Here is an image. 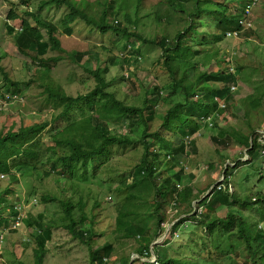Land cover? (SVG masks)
Returning <instances> with one entry per match:
<instances>
[{"label":"trees","instance_id":"trees-1","mask_svg":"<svg viewBox=\"0 0 264 264\" xmlns=\"http://www.w3.org/2000/svg\"><path fill=\"white\" fill-rule=\"evenodd\" d=\"M20 2L24 10L19 14L9 8L4 29L11 36L17 52L29 60L30 65L24 70L27 90L36 89L41 103L38 105L40 107L35 108V113L48 108L55 112L54 119L61 117L67 123L50 130L51 144L42 149L38 146L43 144L40 138L46 131L45 123L24 126V120H18L19 126L15 130V118L10 117L11 124L7 129L0 125V175H7L9 181L15 182L16 170L26 169L25 173L30 172L36 178H45L54 173L63 178L67 175L76 186V181H85L90 176L97 184L108 187L110 180L105 176L111 173V162L117 153L129 148L141 149L137 163L129 170L130 174L119 181L125 187L122 190H127V200L118 206L114 223L109 226L113 227L116 238H133L139 244L135 253L146 258L150 255L152 239L162 232L165 197L175 205L183 202L188 205L191 197L188 186L179 189V185H182L181 169L175 175L163 177L164 170L159 171L162 162L167 160L166 165L171 170L177 163L173 160L187 153L186 139L194 137L200 130H217L215 135L209 137L214 145L224 149H245L249 160H235L231 167L227 165L223 173L225 187L218 182L202 199L200 212L177 220L165 239L170 243L180 229L200 226L205 233L201 248L206 250L209 245L212 246V250L204 252L203 262L209 260L207 264H219L223 259H231L234 264H264V172L253 170L248 174L243 171V182L251 175L252 187L258 186L252 196L240 197L235 189L228 192L229 183L226 181L228 173H231L228 171L230 168L237 170L245 165L257 167L260 163L262 169L264 146L259 144L256 127L251 122H255L252 114L258 112L263 118L260 122L264 123V112L260 111L264 84L257 79V69L245 68L233 60L229 65L230 61L227 62L224 57L221 61L217 47L228 37V33L235 32L239 36L240 32L244 34L252 30H243L242 21L248 19L247 14L251 15L258 4L264 7L263 1L39 0V11L49 5L64 9L57 23L30 10L27 0ZM228 3L233 6L230 7ZM245 8L247 12H244ZM77 25L88 32V37L98 41L99 50H104L106 45L104 60L111 66L116 63L125 73L107 81L108 65L87 69L91 87L85 93L71 96L52 79L51 71L63 60V50L57 36H71L77 31ZM151 25L155 27V32L150 37L148 31ZM245 36H254V32H248ZM230 37L233 38L232 35ZM247 38L244 37L245 40ZM139 46L157 50L150 67L139 64L143 60ZM63 55L76 66L84 56L77 51ZM222 62L224 66H216L214 71H210L212 63L220 65ZM260 63L264 67V63ZM31 66L35 69H30ZM0 80V88L4 92L20 94L21 82L8 77L1 56ZM144 80H147L146 84ZM124 83L129 88L133 84L130 90L135 94L140 90L143 92L140 105L130 103L127 94L121 93ZM237 83L250 90V94L237 101L244 126L219 128L217 118L229 112L231 103H234L232 96L235 91L232 88H236ZM215 84L220 86L216 87ZM160 105L165 107L163 114L157 113ZM0 114L10 116L8 111H0ZM57 148L60 152L56 151ZM48 152L55 157H49ZM218 156L222 160L227 158L219 152ZM47 162H50L49 169L42 170L39 175L38 167L47 165ZM86 162L90 164V174L83 172L72 178L74 172L79 171L78 168ZM9 191L7 187L3 188L0 200H4L2 195ZM59 203L63 208V229L87 244L91 263L103 264L102 256L109 255L113 246L112 243L103 242L101 246L93 248L92 243L98 236L92 229L96 219L93 216L87 218L80 206L78 220H75L71 214L74 206L69 201ZM146 208L152 209L154 219L151 224L142 225L145 214L141 213L138 218L137 211ZM221 209L226 210L224 218L216 215V211ZM7 210V206H2L0 216ZM244 210H248L252 216H244ZM87 221L92 228L80 229ZM29 224L38 228L43 225L38 221ZM44 227L35 238L33 264H42L44 244L51 239V226ZM120 231L123 233L118 236ZM104 233H99V237ZM239 252H242V256ZM155 256L158 264H196L192 261L203 256V252L199 251L192 261L185 263L162 259L160 252ZM232 257L240 262L236 263L237 260ZM136 263L142 264L140 259L133 260V264ZM121 264H128V257H123Z\"/></svg>","mask_w":264,"mask_h":264},{"label":"rangeland","instance_id":"rangeland-1","mask_svg":"<svg viewBox=\"0 0 264 264\" xmlns=\"http://www.w3.org/2000/svg\"><path fill=\"white\" fill-rule=\"evenodd\" d=\"M147 1L156 2V0ZM262 1L264 3V0ZM38 2L39 0H27L29 9L39 12L55 23H57L64 14V9H56L52 5L46 6L39 11L37 8ZM228 4L230 7L233 6L231 3ZM9 8L15 9L19 14L24 10L20 0H0V56L3 58L2 64L4 70L8 72V77L21 82V94L25 97H22L23 103H13L14 101H12L9 104L7 111L10 116H2L0 114V121L3 122L0 125L7 129L11 124L10 117L15 118V130H17L19 126L18 120H24V126L45 123L44 127L46 131L42 138H40L43 144L38 146L39 148L45 149L51 144L49 138L50 130L54 126L64 125L67 121L61 117L54 119L55 112H52V110L48 108H43L39 113H35V108L40 107L38 105H41V103L36 94V89L27 91V78L24 76V70L30 65L29 60L17 53L15 47L11 43V36H8L3 29V24L6 20L5 18ZM244 12H247L246 8ZM250 20H253L251 24L252 30L240 34L238 38L228 36L217 45L218 52L221 55L219 59L223 61V57L224 59L232 57L231 61H237L245 68L251 67L257 69L259 72V78L257 79L264 84V67L260 63H264V7L258 4L251 12ZM76 30L77 31L71 36H57L60 41V48L63 50V60L51 71L52 79L63 88L66 94L71 96L85 93L91 87V79H88L86 75L87 69L94 70L96 67H102L105 64L108 65L109 72L106 75L107 81L112 77H117L125 73V70L116 66V63L115 66H111L104 60L107 53L106 45L104 50H99L98 41L94 40L92 37H88V32H86L84 28L82 29L80 25H77ZM251 31L254 32V36H245L246 33ZM154 32L155 27L151 25L148 36L151 37ZM170 35L173 34L170 33ZM244 37H248L247 40H245ZM72 51L84 54L77 66L70 63L63 55ZM140 52L143 60L139 64L150 67L151 62L157 56V50L155 48L143 46L140 47ZM55 55L56 54H49L48 56ZM216 66H224V62L220 65L212 63L209 66V68H211L210 71H214ZM30 69L34 70L35 67L31 66ZM143 82L146 84L147 80ZM210 84L212 85L213 83ZM215 86L219 87L220 85L217 86L215 84ZM130 88H133V84L130 85ZM130 88L124 83L121 93L127 94V100L130 103L140 105L143 92L140 90L138 94H135ZM232 90L235 91L232 96L234 98V103H231L229 112H225L218 116L219 128L244 126V120L237 101L250 94V90L240 83H237L236 88H232ZM0 92H3L2 87L0 88ZM156 110L157 113L163 114L165 107L160 105ZM260 111L264 112V100ZM33 112L35 113L34 115H32ZM252 116L255 120V122H251L252 126L256 127L258 133H261L260 129L264 130V123L260 122L263 120L262 114L255 112ZM204 131L200 130L194 137L185 140L187 153L178 160H173L177 163L171 170H168L169 166L166 165L167 160L162 162L163 165H161L159 171L164 170L163 177L174 175L181 169L182 185H179V189L187 186L191 189V197L189 198L191 202L190 205L184 202L175 205L174 202L171 203L167 197H165V205L162 208L165 218L163 224H161L162 232L152 239L149 245L151 248L149 250L150 255L148 258H144L146 262L144 259L141 260L142 264H152V261H154V254H157V252H160L162 259L170 258L174 261L178 260L181 263H185L187 260L192 261L199 251H202L203 256L193 260L192 263L207 264L210 262L209 260L206 262L202 260L204 252L212 250L211 245H209V248L206 250L201 248L205 235L204 228L194 225L193 228H182L178 233H175L170 243H167L165 239L167 232L172 230L173 227H171V224H173L175 220H180L182 218L187 219L191 216L190 214L197 213L198 211L200 212L202 199L212 190L216 183L220 182L223 170L227 165L231 167L235 160L240 162L248 161V157H244L245 149L240 151L237 147H229L226 149L219 148L209 139L210 136L217 133V130H212L211 132L210 130ZM36 138L39 140L37 135ZM191 144L193 146H191ZM140 150L139 148L133 150L129 148L124 152L117 153L114 160L111 162V173H107L105 176V178L108 177L110 180L108 187L107 185L97 184L90 176L87 177L85 181L78 179L79 181H76L78 186H76L68 179L67 175L63 178V176L52 173L45 178L41 176H39L40 178H36L35 175L32 173L30 174V172L25 173L26 169L16 170L17 176L15 182L9 181L7 175L0 176V192L5 187L10 190L8 194L4 193L2 195L4 200H0V208L2 206H7L8 209L11 210V213L2 212L0 216V264H33V253L36 249L35 239H33L34 232L40 235V231L38 230L49 225L51 226V239L44 244L42 264H96L91 263L89 260V249L87 244L81 242L77 236L73 237L66 229H63V222L61 220L63 217V208L59 201H69L70 204L74 206L71 214L75 220H78L80 206L87 218L93 216L94 219H96V221H93V228L87 221L83 223L80 229L92 228L94 232H97L98 236L96 237L95 233L96 238L94 243H92L93 248L101 246L103 242L112 243L113 248L109 255L102 256L103 264H121V259L123 257H128V264H133V256L136 254L135 250L138 248L139 244L134 241L133 238L128 240L116 238L117 235L112 231L113 227L109 226V224L113 225L117 213L116 209L118 210V206L127 200V190H122L117 185L119 181L130 174L129 170L137 163L140 157ZM56 151L60 152L58 148ZM218 152L226 155L227 158L224 160L220 159ZM48 156L55 157L51 155V152H48ZM49 163L50 162H47V165L38 167L40 169L39 175H41L42 170L49 169ZM259 166L250 167L245 165L237 170L230 168L231 170L228 171L231 173H228V177L226 178V181L230 183V192L235 189L240 197L243 195L252 196L254 190L257 189L258 186L252 187L254 184L251 175H248L247 181L244 183L243 180L245 176L243 171L249 174L253 170H258L263 173L264 170L260 169ZM78 169L79 171H75L74 175L71 176L72 178H76L83 172L90 174V164L87 162ZM262 192L264 191L262 190ZM47 199L54 200L48 201ZM202 212H204V210H202ZM137 213L138 218L141 217V213L145 214V216H143L145 219L141 220L142 225L144 223L151 224L154 219L152 217V209L150 208L137 211ZM216 215H218L219 218H224L226 210L221 209L216 211ZM243 215L252 216L248 210H244ZM34 219H38V222L43 224L41 225L42 228H37L35 229L36 231L29 224ZM104 231L105 233L103 236L99 237V233ZM122 233L123 232L120 231L118 236H121ZM166 243L167 245L165 247L164 245L161 247L162 244ZM222 243L226 246L225 242ZM239 253L242 256V252ZM232 258L237 260L235 257ZM222 262L219 264H234V261H231V259H223ZM237 262H240V260H237L236 263Z\"/></svg>","mask_w":264,"mask_h":264},{"label":"clouds","instance_id":"clouds-1","mask_svg":"<svg viewBox=\"0 0 264 264\" xmlns=\"http://www.w3.org/2000/svg\"><path fill=\"white\" fill-rule=\"evenodd\" d=\"M248 15V19L247 20H243L242 21V26H243V30H247V29H252L251 28V24L253 23V20H250V18H251V15H250V13H248L247 14ZM6 19V18H5ZM5 22H6V20H5ZM5 22H4V24H5ZM4 24H3V29H4ZM4 31H5V29H4ZM240 34H241V32H240ZM230 35H232L233 36V38H238V35H237V33H235V32H231V33H228V36H230ZM12 43V42H11ZM12 45H13V43H12ZM15 50H16V48H15ZM17 51V50H16ZM18 53V52H17ZM19 54V53H18ZM21 55V54H20ZM21 56H23V55H21ZM231 59H232V57H228L227 58V61H230V63H229V65H231ZM2 61H3V58H2ZM60 63V62H59ZM58 63V64H59ZM3 65V64H2ZM228 65V66H229ZM231 69L232 68H230V71H231ZM21 87V86H20ZM19 87V90H20V94L18 95H15V94H10L9 92H0V111H4V112H6L7 111V108L9 107V104L12 102V101H14L13 103H23V101H22V97H23V95L21 94V88ZM28 91V90H27ZM24 98V97H23ZM51 110V109H50ZM33 114V113H32ZM54 127H63V126H54ZM261 130V133H263L264 134V130H262V129H260ZM255 133H256V135H258V142H259V138H260V135H261V133H258V130H256L255 131ZM198 134V133H197ZM40 137H41V134H38ZM259 144L260 145H262V146H264L263 144H261L260 142H259ZM245 151V154H244V157L246 158V156L248 157V155L246 154V150H244ZM262 154H263V158H264V152H262ZM248 160H249V157H248ZM243 162H245V161H243ZM262 169H264V159H263V162H262ZM223 173H224V170H223ZM175 175V174H174ZM0 176H4L3 174H1ZM223 180H224V177H223V175H222V177H221V180H220V182H222V184H223ZM130 182V181H129ZM217 184V183H216ZM118 187H120L121 189H125V187L123 186V185H121V183H118V185H117ZM223 186H224V184H223ZM225 187V186H224ZM213 189V188H212ZM227 190L230 192V183H229V185L227 186ZM110 201V200H109ZM194 201V200H193ZM190 200H189V202H188V205H190ZM8 208V207H7ZM4 212H6V213H10L11 212V210H7V211H4ZM177 220H179V219H177ZM177 220H175V222L177 221ZM38 221V219H34V220H32V222H37ZM174 222V223H175ZM173 223V224H174ZM173 224H171V227H173L172 225ZM34 228V230L35 229H37L38 227H33ZM42 229H44V228H42ZM42 229H40V230H38V231H40L41 232V230ZM36 231V230H35ZM37 235H39V233H37V232H34V238L33 239H35L36 238V236ZM163 240V239H162ZM36 243V242H35ZM151 248L149 247V250H150ZM151 254H154V253H151ZM33 255H34V253H33ZM134 258H133V260H135V259H140V261L141 260H143L145 257H140L137 253L133 256ZM146 258H148V257H146ZM154 261H152V264H158V262L156 261V256H155V254H154ZM144 261H145V259H144ZM146 262V261H145Z\"/></svg>","mask_w":264,"mask_h":264},{"label":"built area","instance_id":"built-area-1","mask_svg":"<svg viewBox=\"0 0 264 264\" xmlns=\"http://www.w3.org/2000/svg\"><path fill=\"white\" fill-rule=\"evenodd\" d=\"M259 142L264 145V134L263 133H261L260 135Z\"/></svg>","mask_w":264,"mask_h":264},{"label":"bare ground","instance_id":"bare-ground-1","mask_svg":"<svg viewBox=\"0 0 264 264\" xmlns=\"http://www.w3.org/2000/svg\"><path fill=\"white\" fill-rule=\"evenodd\" d=\"M209 126V125H208Z\"/></svg>","mask_w":264,"mask_h":264}]
</instances>
